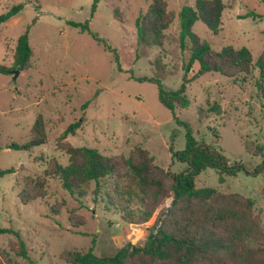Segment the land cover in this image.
Listing matches in <instances>:
<instances>
[{
    "label": "rangeland",
    "instance_id": "1",
    "mask_svg": "<svg viewBox=\"0 0 264 264\" xmlns=\"http://www.w3.org/2000/svg\"><path fill=\"white\" fill-rule=\"evenodd\" d=\"M153 1L101 0L93 13L95 0H0V15L15 5L24 6L0 26V67L13 66L17 40L25 32L33 51L30 67L16 79L15 71L0 74V171H14L0 177V227L20 233L35 264H69L64 255L72 250L93 249L96 256L110 258L121 248L146 246L173 198L162 202L151 223L128 224L118 212L107 210L100 194L94 195L95 183L80 200L58 179H48L46 196L28 205L22 203L20 193L25 180L41 178L51 160L68 165L66 147L126 158L141 148L164 171L184 173L187 164L173 160L171 154V149L182 151L186 142L185 128L176 118L189 124L197 141L251 173L240 171L221 183L218 172L208 169L196 178V187L253 199L254 214L260 216L264 230V106L255 87L259 71L254 68L247 83L215 73L200 76L187 87L189 108L176 109L173 115L159 102L158 86L138 80L158 78L167 91L180 88L185 74L179 13L185 6L195 7L197 0H165L174 21L165 31L163 45L140 46L136 20ZM222 1L226 9L221 31L214 35L197 22L193 32L214 51L224 46L249 49L255 64L264 52V2ZM68 22H89L105 45ZM197 71L195 66L188 77ZM215 103L222 109L220 115L210 110ZM38 117L44 121L46 144L30 151L8 149L31 139ZM78 122L76 131L63 138L68 127ZM112 184L104 182L100 192H107ZM132 207L139 211L142 203L135 200ZM18 247L15 235L0 234V264H31L18 256Z\"/></svg>",
    "mask_w": 264,
    "mask_h": 264
},
{
    "label": "trees",
    "instance_id": "2",
    "mask_svg": "<svg viewBox=\"0 0 264 264\" xmlns=\"http://www.w3.org/2000/svg\"><path fill=\"white\" fill-rule=\"evenodd\" d=\"M100 1L95 0L93 13ZM23 8L22 4H18L0 15V26ZM225 9L222 0H197L195 7L185 6L180 11L179 41L184 54L185 75L178 90L167 91L158 78L138 80L156 84L159 102L173 115L176 109L189 108L187 87L193 80L215 73L233 81L247 83L253 78L254 68L259 71V77L255 80L257 98L264 106V52L254 64L249 49L224 46L220 51H214L209 43L202 41L193 32L194 25L202 22L217 35L221 31ZM173 21L174 17L167 11L165 0H154L146 14L136 20L138 44L146 47L162 46L165 31ZM68 24L80 29L82 33L92 35L97 43L105 45L104 40L92 33L89 22ZM105 47L111 51L110 47ZM32 55L29 34L25 32L17 40L13 66L0 67V74L26 71L30 67ZM116 64L119 65L118 59ZM195 66H198V71L189 78L188 75ZM210 110L216 115L222 112L220 105L216 103ZM176 121L185 128L186 142L182 151L171 149V154L173 160L187 164L188 169L184 173L175 175L164 171L155 165L154 157L141 148H137L126 158L104 156L98 150L87 147H66L68 165L63 166L51 160L41 178L25 180L20 193L24 205L46 196L48 179H58L62 188L78 200L85 198L88 186L95 183L94 195L100 194L107 210L118 212L128 224L147 223L165 199L173 198L171 208L156 232L149 235L144 248L124 247L110 258L96 256L93 249L86 253L72 250L64 255L67 263L264 264V230L260 216L254 214L255 201L240 194H223L214 188H197L195 184L196 178L208 169L218 172L221 183L225 181V176H236L240 171L251 173L240 164H229V160L221 152L197 141L189 124L177 118ZM79 126V122L70 125L63 138L74 133ZM46 142L44 121L42 117H38L31 139L22 145L13 143L7 148L13 151H30ZM1 150L0 145V152ZM13 173L12 169L1 170L0 177ZM259 173L260 171L255 172ZM110 181L113 182L111 188L105 193L100 192L103 183ZM135 200L142 203L139 211L132 207ZM0 234L15 235L19 243L18 256L35 264L30 259L19 232L0 227Z\"/></svg>",
    "mask_w": 264,
    "mask_h": 264
},
{
    "label": "water",
    "instance_id": "3",
    "mask_svg": "<svg viewBox=\"0 0 264 264\" xmlns=\"http://www.w3.org/2000/svg\"><path fill=\"white\" fill-rule=\"evenodd\" d=\"M15 73V76H14V79H16L17 78V76L19 75V73H20V71H15L14 72ZM174 200H172V202H173ZM171 208V205L169 206V209ZM169 211V210H168Z\"/></svg>",
    "mask_w": 264,
    "mask_h": 264
},
{
    "label": "crops",
    "instance_id": "4",
    "mask_svg": "<svg viewBox=\"0 0 264 264\" xmlns=\"http://www.w3.org/2000/svg\"><path fill=\"white\" fill-rule=\"evenodd\" d=\"M14 17H15V16H14ZM14 17H13V18H14ZM11 19H12V18H11ZM8 21H9V20H8Z\"/></svg>",
    "mask_w": 264,
    "mask_h": 264
}]
</instances>
